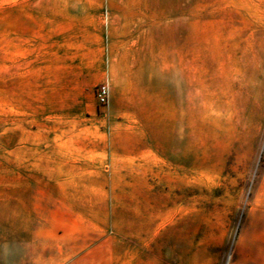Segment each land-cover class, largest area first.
<instances>
[{
	"label": "rangeland",
	"instance_id": "obj_1",
	"mask_svg": "<svg viewBox=\"0 0 264 264\" xmlns=\"http://www.w3.org/2000/svg\"><path fill=\"white\" fill-rule=\"evenodd\" d=\"M134 9L168 53L108 52ZM0 264H264V0H0Z\"/></svg>",
	"mask_w": 264,
	"mask_h": 264
},
{
	"label": "crops",
	"instance_id": "obj_2",
	"mask_svg": "<svg viewBox=\"0 0 264 264\" xmlns=\"http://www.w3.org/2000/svg\"><path fill=\"white\" fill-rule=\"evenodd\" d=\"M110 5H113L110 3ZM135 6V5H134ZM137 9H134V12L131 14H121V13H115L110 12L109 14H106V20L108 23L107 27V36H106V45L108 52L111 54H128V53H136V52H161V53H168V40L167 35L165 36L166 41L164 42V49H150L145 50V42L142 39L146 38V27L152 26V20L149 21L148 25L144 20V16L137 13ZM151 37V35H150ZM153 37V36H152ZM147 43V42H146ZM154 42L149 40L148 41V47H154ZM144 48V49H143ZM167 69V68H166ZM167 72V71H166ZM126 75L123 72L119 74L114 67H112L111 70V79L117 78V77H123ZM167 77V73H166ZM165 98L164 100L167 101L169 99L168 97V88L166 83V90H165ZM167 113V105L165 109ZM90 116H86L87 119H89V125H86L84 127H75L73 126L70 128L68 125V118H74L79 117L80 115H77L75 113H63L62 115H55V118H61L63 119L62 122L64 123V126L61 127H55L50 128V134L55 135V141L57 140V134H60L59 140L61 143H64L65 150H71L75 151L77 156L71 155V158H73L75 163L83 164V160L86 158L88 160L90 159H97L99 156V151H102L105 148V143L102 141V137L99 135L98 126H95L91 124V121H95L94 115L89 113ZM122 116V115H121ZM131 128V127H130ZM167 130V129H166ZM82 133V134H81ZM131 133V132H130ZM68 134H72L75 137L73 145H71L68 148L67 142L69 141V137H67ZM63 141V142H62ZM118 144V145H117ZM120 143H116L114 145L115 149L118 150H125L122 153L116 154L113 157H115L118 160L126 161L128 164L132 165H138L139 160H144V158L147 157L148 151L152 158H156L159 155L162 156V154L159 152L157 148H149V145H140L138 146L137 142L128 143L129 147L125 148ZM84 151L86 154L88 153V156L85 158L83 155L77 152ZM101 155V154H100Z\"/></svg>",
	"mask_w": 264,
	"mask_h": 264
},
{
	"label": "built area",
	"instance_id": "obj_3",
	"mask_svg": "<svg viewBox=\"0 0 264 264\" xmlns=\"http://www.w3.org/2000/svg\"><path fill=\"white\" fill-rule=\"evenodd\" d=\"M97 101L100 107L106 108L109 105V97H110V92H109V87L106 84H101L97 88Z\"/></svg>",
	"mask_w": 264,
	"mask_h": 264
}]
</instances>
